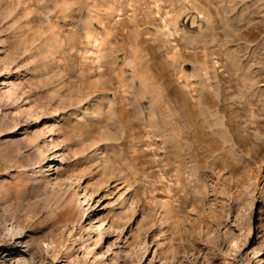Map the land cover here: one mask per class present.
Segmentation results:
<instances>
[{
    "label": "rangeland",
    "instance_id": "obj_1",
    "mask_svg": "<svg viewBox=\"0 0 264 264\" xmlns=\"http://www.w3.org/2000/svg\"><path fill=\"white\" fill-rule=\"evenodd\" d=\"M262 221L264 0H0V264H264Z\"/></svg>",
    "mask_w": 264,
    "mask_h": 264
},
{
    "label": "bare ground",
    "instance_id": "obj_2",
    "mask_svg": "<svg viewBox=\"0 0 264 264\" xmlns=\"http://www.w3.org/2000/svg\"><path fill=\"white\" fill-rule=\"evenodd\" d=\"M181 26H182V25H181ZM183 29H184V27H183ZM155 88H156V87H154V88H152V89H155ZM157 89H158V88H157ZM154 91H155V90H154ZM159 91H160V90H159ZM159 91H158V92H159ZM198 91H199V90H198ZM203 92H204V91H203ZM200 93H201V92H200ZM200 93H199V95L201 96L203 93H201V94H200ZM172 104H173V103H172ZM182 105H184V104H182ZM199 105H200V107H201V106H202V103H200ZM168 106H170V105H168ZM173 107H174L173 109H175V107H177V105H175V106H173ZM188 107H189V106H188ZM202 107H203V106H202ZM205 107H206V106H205ZM180 108H181V107H180ZM203 108H204V107H203ZM176 109H177V108H176ZM184 109H185V108H184ZM201 109H202V108H200V110H201ZM171 110H172V108H171ZM180 110L182 111V109H180ZM185 110L188 112L187 109H185ZM202 110H203V109H202ZM206 110L209 111V109H206ZM178 111H179V110H178ZM208 111H207V112H208ZM187 112H183V113H187ZM201 112H202V111H201ZM205 112H206V111H205ZM207 112H206V113H207ZM173 113H174V112H173ZM173 113H172L171 116H174ZM175 113H176V112H175ZM177 113H178V112H177ZM181 113H182V112H181ZM208 113H209V112H208ZM210 113H211V112H210ZM178 114H179V113H178ZM176 116H177V115H176ZM179 116H181V115H179ZM184 116H185V114H184ZM187 116H188V114H187ZM209 116H210V114H209ZM181 117H182V116H181ZM181 117H180V119H181ZM188 117H189V116H188ZM188 117H187V118H188ZM210 117H211V116H210ZM173 118H174V117H173ZM176 118H177V117H176ZM176 118H175V119H176ZM185 118H186V116H185ZM187 118H186V119H187ZM189 118H190V117H189ZM206 118H207V117H206ZM211 118H212V117H211ZM182 119H183V117H182ZM194 119H195V118H194ZM204 119H205V117H204ZM212 119H213V118H212ZM177 120H178V119H177ZM190 120H191V119H189V121H190ZM170 121H171V120H170ZM205 121H206V120H205ZM207 121H208V120H207ZM173 122H174V121H173ZM180 122H181V121H180ZM190 122H191V121H190ZM211 122H212V121H211ZM214 122H215V121H214ZM177 123H179V122L177 121ZM207 123H208V122H207ZM212 123H213V122H212ZM212 123H211V124H212ZM163 124H166V123L164 122ZM208 124H209V123H208ZM211 124H210V126H211ZM214 124H215V123H214ZM214 124H212V127H213ZM222 124H223V123H222ZM223 125H224V124H223ZM220 126H221V125H220ZM220 126L218 125V129H219ZM222 127H223V126H222ZM222 127H221V129H222ZM174 128H175V126H174ZM178 128H179V127H178ZM214 128H215V126H214ZM224 128H225V127H224ZM171 130H172V129H171ZM173 130H174V129H173ZM173 130H172V131H173ZM178 130H179V129H178ZM172 131H171V132H172ZM215 131H216V130H215ZM224 131H226V129H225ZM215 133H217V132H215ZM220 133H221V132H220ZM227 134H228V133H227ZM224 135H225V134H224ZM224 135H223V136H224ZM261 227H264V222H263V221L261 222V224H260V226H259V229H261ZM263 231H264V229H262L260 233H262ZM262 237H263V235H262ZM126 262H127V261H126Z\"/></svg>",
    "mask_w": 264,
    "mask_h": 264
}]
</instances>
